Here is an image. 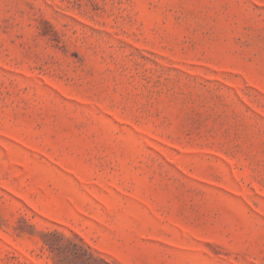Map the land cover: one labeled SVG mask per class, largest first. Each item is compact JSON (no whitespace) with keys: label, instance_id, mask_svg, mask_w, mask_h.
Returning a JSON list of instances; mask_svg holds the SVG:
<instances>
[{"label":"rangeland","instance_id":"1","mask_svg":"<svg viewBox=\"0 0 264 264\" xmlns=\"http://www.w3.org/2000/svg\"><path fill=\"white\" fill-rule=\"evenodd\" d=\"M0 264H264V0H0Z\"/></svg>","mask_w":264,"mask_h":264}]
</instances>
